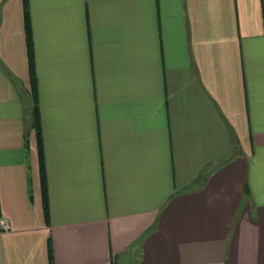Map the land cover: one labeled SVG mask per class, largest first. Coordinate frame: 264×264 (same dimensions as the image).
I'll use <instances>...</instances> for the list:
<instances>
[{
  "label": "crops",
  "instance_id": "crops-1",
  "mask_svg": "<svg viewBox=\"0 0 264 264\" xmlns=\"http://www.w3.org/2000/svg\"><path fill=\"white\" fill-rule=\"evenodd\" d=\"M0 218V264H264V0H0Z\"/></svg>",
  "mask_w": 264,
  "mask_h": 264
},
{
  "label": "built area",
  "instance_id": "built-area-1",
  "mask_svg": "<svg viewBox=\"0 0 264 264\" xmlns=\"http://www.w3.org/2000/svg\"><path fill=\"white\" fill-rule=\"evenodd\" d=\"M10 225L8 223V221L4 218H0V230L1 231H7L9 230Z\"/></svg>",
  "mask_w": 264,
  "mask_h": 264
},
{
  "label": "trees",
  "instance_id": "trees-1",
  "mask_svg": "<svg viewBox=\"0 0 264 264\" xmlns=\"http://www.w3.org/2000/svg\"><path fill=\"white\" fill-rule=\"evenodd\" d=\"M33 93H34V89H33ZM34 113H35V121L37 122V124H38V119H37V111H36V106H35V108H34Z\"/></svg>",
  "mask_w": 264,
  "mask_h": 264
}]
</instances>
